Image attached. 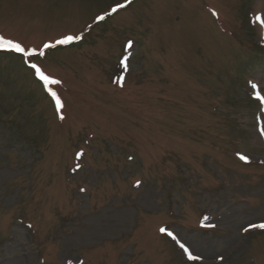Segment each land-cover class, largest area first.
<instances>
[{
  "label": "rangeland",
  "instance_id": "374dc122",
  "mask_svg": "<svg viewBox=\"0 0 264 264\" xmlns=\"http://www.w3.org/2000/svg\"><path fill=\"white\" fill-rule=\"evenodd\" d=\"M260 32L264 0H0L37 53L0 49V264H264Z\"/></svg>",
  "mask_w": 264,
  "mask_h": 264
},
{
  "label": "snow or ice",
  "instance_id": "6c2138e0",
  "mask_svg": "<svg viewBox=\"0 0 264 264\" xmlns=\"http://www.w3.org/2000/svg\"><path fill=\"white\" fill-rule=\"evenodd\" d=\"M128 3H131V0H128ZM121 8L125 7V5H120ZM117 9L116 8H113L112 11L115 12ZM215 15V13H213ZM100 20H103L104 17L101 16L99 17ZM75 39H79V37H72V36H68V37H65V38H62V39H59L55 42V45H63V44H69V43H72L73 40ZM55 45L53 44H45L44 45V48L47 49V48H51V47H55ZM0 49H7V50H11V51H14V52H17V53H23L26 57H32L34 55H36V50L34 49H29V50H25L19 43L17 42H13L11 40H6L5 38L3 37H0ZM39 55H44V51L41 50L39 52ZM31 67L35 70L37 76L45 83V85L47 84H58L59 81H56V80H50L47 76H45L40 68L35 65V64H32ZM253 88H255V85H253ZM51 95L53 97H56V93L54 92H51ZM56 105H57V108L59 109L60 107H62V105L60 104V101L59 99L57 98L56 99ZM63 117H61L62 119ZM251 227H254V228H264V224H258V225H252ZM163 231V229L161 230ZM244 231H248V229H244ZM169 235H172L171 233H168ZM183 247V245H182ZM189 259H195V257H192V256H189Z\"/></svg>",
  "mask_w": 264,
  "mask_h": 264
},
{
  "label": "bare ground",
  "instance_id": "6f19581e",
  "mask_svg": "<svg viewBox=\"0 0 264 264\" xmlns=\"http://www.w3.org/2000/svg\"><path fill=\"white\" fill-rule=\"evenodd\" d=\"M257 11H258V9H257ZM257 16H258V14H257ZM258 21H259V19H258Z\"/></svg>",
  "mask_w": 264,
  "mask_h": 264
}]
</instances>
